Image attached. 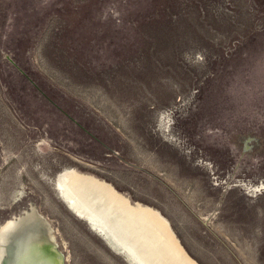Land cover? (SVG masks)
Wrapping results in <instances>:
<instances>
[{
	"label": "rangeland",
	"instance_id": "rangeland-1",
	"mask_svg": "<svg viewBox=\"0 0 264 264\" xmlns=\"http://www.w3.org/2000/svg\"><path fill=\"white\" fill-rule=\"evenodd\" d=\"M71 168L196 264H264V0H0V223L33 204L64 264H133L60 195Z\"/></svg>",
	"mask_w": 264,
	"mask_h": 264
},
{
	"label": "bare ground",
	"instance_id": "bare-ground-1",
	"mask_svg": "<svg viewBox=\"0 0 264 264\" xmlns=\"http://www.w3.org/2000/svg\"><path fill=\"white\" fill-rule=\"evenodd\" d=\"M55 176L59 193L67 204L115 249L123 252L131 263L196 264L182 248L168 220L158 209L132 202L110 183L76 169L64 170ZM47 222V218L35 207L6 221L0 227V259L3 246H7L8 239L13 240L20 226L28 225L30 228L28 232L18 235L23 238L25 246L34 232L46 230L49 233ZM36 253L37 258L33 255L24 264H54L45 258V248L38 246Z\"/></svg>",
	"mask_w": 264,
	"mask_h": 264
},
{
	"label": "water",
	"instance_id": "water-1",
	"mask_svg": "<svg viewBox=\"0 0 264 264\" xmlns=\"http://www.w3.org/2000/svg\"><path fill=\"white\" fill-rule=\"evenodd\" d=\"M252 140H254L253 137H248L244 141L245 150H248V147H250L249 143ZM47 224L49 227V233H47L46 230L40 231L38 233L34 232L31 235V238L27 240L29 244L26 242L25 246L23 238L18 237V235L28 232L30 228L28 225L20 226V230L16 232L17 235L13 238V240L8 239V242L6 241L7 246H3L0 264H24L27 262V260L33 257V255L34 258H37L36 249H38V246L46 249L47 255L45 258H47V260H49L51 263L64 264V257L58 249V245L53 235V229L50 227V223L47 222Z\"/></svg>",
	"mask_w": 264,
	"mask_h": 264
},
{
	"label": "flooded vegetation",
	"instance_id": "flooded-vegetation-1",
	"mask_svg": "<svg viewBox=\"0 0 264 264\" xmlns=\"http://www.w3.org/2000/svg\"><path fill=\"white\" fill-rule=\"evenodd\" d=\"M31 207H35V208L37 209V207H36L35 205L31 204V205H29L27 208L23 209L21 212H19V213H15V214H12V215L9 216L8 218H6L4 221H2V222L0 223V227H1L6 221L12 219L13 217H15V216H19V215H21V214H24L25 211H29ZM38 211H39V210H38ZM55 238H56V237H55ZM56 243H57V241H56ZM57 245H58V243H57Z\"/></svg>",
	"mask_w": 264,
	"mask_h": 264
}]
</instances>
